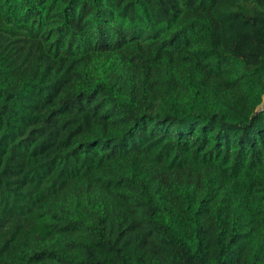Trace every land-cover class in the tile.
Returning <instances> with one entry per match:
<instances>
[{
	"label": "trees",
	"instance_id": "trees-1",
	"mask_svg": "<svg viewBox=\"0 0 264 264\" xmlns=\"http://www.w3.org/2000/svg\"><path fill=\"white\" fill-rule=\"evenodd\" d=\"M0 264H264V0H0Z\"/></svg>",
	"mask_w": 264,
	"mask_h": 264
}]
</instances>
